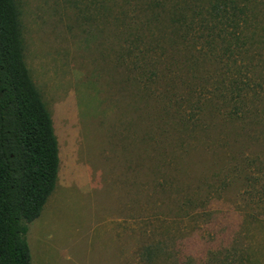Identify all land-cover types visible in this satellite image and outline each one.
I'll list each match as a JSON object with an SVG mask.
<instances>
[{
  "label": "rangeland",
  "instance_id": "obj_1",
  "mask_svg": "<svg viewBox=\"0 0 264 264\" xmlns=\"http://www.w3.org/2000/svg\"><path fill=\"white\" fill-rule=\"evenodd\" d=\"M137 1L104 0L103 14L100 0H14L58 140L31 264H264V0H233L246 22L212 30L201 23L221 0H165L150 24ZM179 6L202 12L191 35L169 22ZM143 50L170 61V86L148 90L150 64L132 63ZM178 97L193 122L166 111Z\"/></svg>",
  "mask_w": 264,
  "mask_h": 264
},
{
  "label": "trees",
  "instance_id": "obj_2",
  "mask_svg": "<svg viewBox=\"0 0 264 264\" xmlns=\"http://www.w3.org/2000/svg\"><path fill=\"white\" fill-rule=\"evenodd\" d=\"M220 2L221 5L215 1L206 8L207 19L203 20L201 27L212 30L211 26L218 23L236 29L239 21L246 22L247 8H242L233 0ZM165 4V0H138L134 3L138 10L149 9L154 14L147 20L148 24L159 21L157 9L163 10ZM99 8L103 14L106 13L104 0H100ZM184 9L179 6L169 10V22L178 31L191 35L190 31L195 28L193 17L201 16L202 12L190 14ZM243 15L245 18H242ZM137 41L139 39L135 38V43ZM165 41L168 42L167 37ZM137 47L135 44V49ZM155 47L164 53L161 45ZM139 52L142 53L141 58L132 63L135 69H145V61L150 64L148 90L154 89L153 85L163 77L170 86L176 75L168 67L160 70V66L168 65L170 61L164 62L160 54L157 56L148 50ZM137 55L134 57L138 58ZM141 60L143 65L139 64ZM168 91L164 88L159 93L171 101L175 94ZM175 99L180 102L178 107L166 106V111L177 114L183 125L193 122L194 112L186 115L183 110L180 111V100L184 98ZM58 165V140L52 119L23 59L17 7L14 0H0V264H31L26 240L28 225L39 217L53 191ZM234 255L216 258L211 264H234Z\"/></svg>",
  "mask_w": 264,
  "mask_h": 264
}]
</instances>
